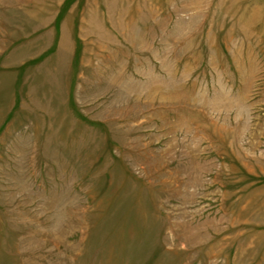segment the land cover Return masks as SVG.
Masks as SVG:
<instances>
[{
    "label": "rangeland",
    "instance_id": "obj_1",
    "mask_svg": "<svg viewBox=\"0 0 264 264\" xmlns=\"http://www.w3.org/2000/svg\"><path fill=\"white\" fill-rule=\"evenodd\" d=\"M0 264H264V0H0Z\"/></svg>",
    "mask_w": 264,
    "mask_h": 264
}]
</instances>
